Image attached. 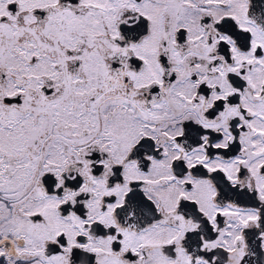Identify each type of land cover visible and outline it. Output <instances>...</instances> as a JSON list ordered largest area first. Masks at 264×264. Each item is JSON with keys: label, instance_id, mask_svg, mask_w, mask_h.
I'll list each match as a JSON object with an SVG mask.
<instances>
[{"label": "snow or ice", "instance_id": "obj_1", "mask_svg": "<svg viewBox=\"0 0 264 264\" xmlns=\"http://www.w3.org/2000/svg\"><path fill=\"white\" fill-rule=\"evenodd\" d=\"M0 264H264V0H0Z\"/></svg>", "mask_w": 264, "mask_h": 264}]
</instances>
